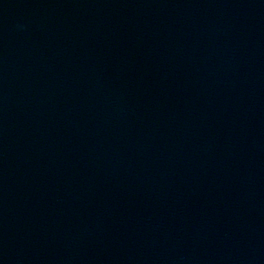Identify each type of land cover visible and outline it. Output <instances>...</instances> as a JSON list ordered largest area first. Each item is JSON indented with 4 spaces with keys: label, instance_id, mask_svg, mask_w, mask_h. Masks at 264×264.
I'll list each match as a JSON object with an SVG mask.
<instances>
[{
    "label": "water",
    "instance_id": "water-1",
    "mask_svg": "<svg viewBox=\"0 0 264 264\" xmlns=\"http://www.w3.org/2000/svg\"><path fill=\"white\" fill-rule=\"evenodd\" d=\"M0 264H264V0H0Z\"/></svg>",
    "mask_w": 264,
    "mask_h": 264
},
{
    "label": "clouds",
    "instance_id": "clouds-1",
    "mask_svg": "<svg viewBox=\"0 0 264 264\" xmlns=\"http://www.w3.org/2000/svg\"><path fill=\"white\" fill-rule=\"evenodd\" d=\"M19 27V26H18Z\"/></svg>",
    "mask_w": 264,
    "mask_h": 264
}]
</instances>
